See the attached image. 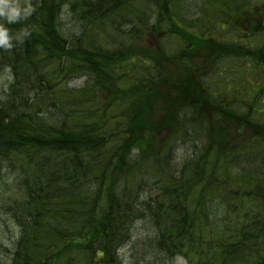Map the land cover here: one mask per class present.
<instances>
[{
	"label": "trees",
	"instance_id": "obj_1",
	"mask_svg": "<svg viewBox=\"0 0 264 264\" xmlns=\"http://www.w3.org/2000/svg\"><path fill=\"white\" fill-rule=\"evenodd\" d=\"M172 1L151 13V0H12L30 14L0 16L11 37L0 68L13 77L0 184L25 194L1 205L18 228L11 250L0 242L8 264H115L129 242L132 264H264L263 103L204 97L191 65L138 43L143 32L195 43Z\"/></svg>",
	"mask_w": 264,
	"mask_h": 264
},
{
	"label": "rangeland",
	"instance_id": "obj_2",
	"mask_svg": "<svg viewBox=\"0 0 264 264\" xmlns=\"http://www.w3.org/2000/svg\"><path fill=\"white\" fill-rule=\"evenodd\" d=\"M217 0H173L171 5H170V10H171V16L179 23L183 21V25L185 29H190V27L186 26L185 24H188L192 22L195 26L200 27L201 23L203 24V28L206 30L210 31H216L211 27L210 24V17L207 15L212 11V4H215ZM253 4L259 6V8L262 11V6L264 10V0H251ZM152 3V0L151 2ZM153 7L151 9V13H155L156 10L159 9L161 10L160 7L156 6L154 3ZM156 6V7H155ZM227 9H223V13L226 12ZM62 14V20L63 23H65L67 26L71 27L73 23V18L70 15ZM174 14V15H173ZM261 21H264V14L260 17ZM75 21V20H74ZM163 24V23H162ZM221 26L225 25L223 23V20L220 21ZM127 28V26H125ZM227 29L226 26H224V31ZM189 31V30H188ZM226 31V30H225ZM103 33V32H102ZM179 33L176 34L174 33L173 35H168L161 37L158 35L156 32H143L141 36L138 39V43L140 45H146L153 53L158 54L157 59L159 60L160 63L167 62L169 64H172V66L175 67V69L178 68H186V63L190 62L191 60L193 61V57L191 59H186L184 56L189 55V51L187 47H181V50L177 53L178 50H174L171 52V54L168 57V54L166 53L170 47H176V43L178 44H184L187 40H184V34ZM190 45L189 47L194 50L196 48H201L202 45H196L194 44V39L190 40ZM209 43L211 45V39L208 41H204L203 46L208 47ZM178 47V46H177ZM210 47V46H209ZM177 49V48H174ZM138 53V52H137ZM139 55V53H138ZM197 59H200L199 57ZM204 60V57L201 58ZM146 61L149 62V58L146 59ZM200 62V61H199ZM236 63V69L233 68L232 65ZM191 64V62H190ZM244 65V62H233V61H228V62H222L220 63L219 67L213 72V76L209 78H205V80H212V84L216 85L217 87H220L222 91L227 92V93H233V90H240V91H246L248 90V85L250 87L255 88V79L256 75L254 74L253 76L249 75V73L246 70V73L242 78L243 71L242 67ZM196 68V66H193ZM213 71V67H210L209 73ZM200 73V70L197 71L196 75ZM199 77V76H198ZM246 77V78H245ZM13 77L11 74V71L9 68L2 67L0 68V104L4 103L5 97L7 95V92L9 91V85L12 81ZM246 79L248 81H253V82H248L247 84H243L242 80ZM263 82V81H262ZM83 83V79H75V80H70L67 84L69 88L73 87H78L81 86ZM232 85L230 89L225 88L226 85ZM247 85V87H245ZM224 86V87H223ZM175 92V90H171L170 92ZM260 103V102H259ZM257 107V106H256ZM264 108L262 104L258 105L259 112L260 110ZM260 120H264V115H260ZM240 136V135H239ZM241 137V136H240ZM194 144V142L192 143ZM182 146H177L176 152H175V157L178 163L183 162L189 154L192 152L193 148L191 146V143L186 141L181 144ZM240 160V159H239ZM240 163V162H239ZM9 181H7V184H0V242H2L4 245L7 246L8 250L11 248L10 245V240L14 238V236H17L18 234V229L15 223L10 219L7 215L3 213V209L1 208L2 202H4V205H11L13 204L14 200H17L19 194H15L12 190L11 185H9ZM5 188L7 191H3ZM140 250H143L142 245L140 246ZM120 256H121V264H132L133 259L131 255L134 253L133 248H132V242H129L125 247L120 246L119 250ZM10 259L9 255H2L0 254V264H8V260ZM170 264H188L186 260L182 256H177L175 257Z\"/></svg>",
	"mask_w": 264,
	"mask_h": 264
},
{
	"label": "flooded vegetation",
	"instance_id": "obj_3",
	"mask_svg": "<svg viewBox=\"0 0 264 264\" xmlns=\"http://www.w3.org/2000/svg\"><path fill=\"white\" fill-rule=\"evenodd\" d=\"M224 2L227 11L225 16H222V20L225 25L220 26V29L216 31L205 32L201 35V56L204 57L202 60L204 65L219 66L217 60L235 62L237 56L238 62L245 64L247 63L246 58L250 59L251 52L259 49L261 43L260 34L262 28L264 29V21L260 20L261 14H255L259 6L250 5L246 0H224ZM224 26L227 27L226 31H222ZM209 39H213L211 45L209 43L210 47H204V41ZM226 55L229 57L227 58ZM232 66L236 69V63Z\"/></svg>",
	"mask_w": 264,
	"mask_h": 264
},
{
	"label": "clouds",
	"instance_id": "obj_4",
	"mask_svg": "<svg viewBox=\"0 0 264 264\" xmlns=\"http://www.w3.org/2000/svg\"><path fill=\"white\" fill-rule=\"evenodd\" d=\"M30 12V6L22 9L19 4L12 2V0H0V16L6 17L9 23L16 21L22 15L30 14ZM10 40L8 28L0 23V46L10 47Z\"/></svg>",
	"mask_w": 264,
	"mask_h": 264
}]
</instances>
